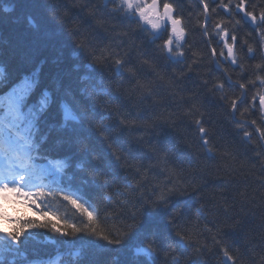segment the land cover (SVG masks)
<instances>
[{"label":"trees","instance_id":"trees-1","mask_svg":"<svg viewBox=\"0 0 264 264\" xmlns=\"http://www.w3.org/2000/svg\"><path fill=\"white\" fill-rule=\"evenodd\" d=\"M169 2L185 26L187 42L178 49L183 56L163 52L165 30L154 35L133 17L124 21L110 17L114 0H0V66L15 78L37 58L48 59L46 73L59 60L65 83L73 90L87 88L89 95L80 98L88 113L84 126L72 134L74 145L55 155L84 163L83 171H72L70 191L98 214L99 231L118 235L125 227L120 217L126 218L134 205L139 207L141 189L145 196L153 189L158 192L157 185L174 183L177 189L166 207L141 210L138 232L123 250L77 234L72 242L90 245L86 264H119L115 257L131 255L139 244L149 247L148 241L159 253L155 264H229L223 249L236 257V264H264V149L249 122L255 118L264 126V114L257 103L251 116L248 112L241 116L257 89L240 90L235 82L246 80H241L239 68L220 57L216 58L220 69L216 68L209 47V42L222 47L214 27L222 22L230 35L238 37L237 59L254 78L264 75V68L252 67L264 64L259 37L250 22L237 25L222 9L205 23L198 0ZM210 2L215 6L219 0ZM5 7L12 11L5 13ZM260 7L264 0L256 10ZM81 40L101 58L86 57L78 47ZM247 44L256 51L249 54ZM117 57L124 62L120 69L114 64ZM80 77L86 78L83 83ZM141 84L145 90L138 87ZM216 84L224 88H215ZM222 96L243 97L235 116ZM200 126L206 129L207 146L200 139ZM244 131L253 133L251 140ZM79 145L88 149L82 157L72 155ZM113 152L121 157L119 162ZM57 205L58 216L40 215L34 221L50 218L58 225L67 221L83 227L84 217L75 208ZM27 232L29 241L34 239L28 244L31 251L46 253L53 243L69 239L51 228ZM178 233L184 235L183 241Z\"/></svg>","mask_w":264,"mask_h":264},{"label":"snow or ice","instance_id":"snow-or-ice-1","mask_svg":"<svg viewBox=\"0 0 264 264\" xmlns=\"http://www.w3.org/2000/svg\"><path fill=\"white\" fill-rule=\"evenodd\" d=\"M198 3L202 8L205 23L211 15L218 14V9H222L228 15L229 20L235 19L237 25L250 22L255 35L259 37L258 50L264 56V27H261L264 25V7H260L259 11L256 10L259 7V0L256 4H253V0H227V2L219 0L215 6H212L210 0H198ZM3 11L8 13L12 9L5 7ZM109 16L121 21L132 16L138 17L139 21L148 25L154 33L158 32L163 25L164 30L168 32L167 39L162 45L163 52L168 55H184L178 49L187 42L185 26L182 19L175 14V8L169 0H150V2L148 0H114L113 7L109 10ZM200 27L203 28L205 36H210L205 25H200ZM214 27L219 35V40L223 42L219 49L209 42L214 61L220 57L225 61L230 60L233 66L239 68L241 80H246V83L239 80L235 82L240 90L257 89L247 100L244 111L240 112L241 116L244 115V112H248L251 116L256 110L257 103L259 112L264 114V75L255 74L254 78L249 77L245 66L237 59L238 37L234 34L230 35L222 22H217ZM78 47L86 57L101 58L96 57L95 49H90L84 40L80 41ZM254 51L256 49L251 44H247V52L252 54ZM48 64L49 61L46 57L37 58L26 73L15 78H12L6 66L0 67V159H7L9 154H15L13 167L8 169L7 174L0 171V192H10L23 197L30 207L36 208L41 217H48L47 211L42 210L43 206L39 199V197L46 196V193L42 187L33 191L30 186L33 177H39L41 182L45 178L53 181L62 177L73 179L69 170L83 171L85 168L82 160L79 163H74L67 155L58 157L55 154H62L74 145L71 139L72 134L84 126L88 115L80 98L89 95L86 87L73 90L65 83L63 68L59 60L54 61L46 73L45 67ZM114 64L117 69H120L124 62L117 57L114 59ZM252 67L260 70L264 68V64L255 63ZM189 70H191V65ZM45 79H47L46 84L44 83ZM85 79L80 77L79 82L83 83ZM229 81L231 82V77H229ZM138 87L142 90L146 89V86L142 84ZM215 88L223 89L224 85L216 84ZM221 99H228V108L233 116L240 111L242 96L236 98L222 96ZM249 122L254 132L258 134L260 143L264 144V126L258 124L255 118ZM120 123L125 124V121L121 120ZM195 123L199 126L202 122L196 120ZM199 132L201 133L200 139L207 146L209 141L204 139L206 129L200 126ZM252 135L251 131L243 133V136L249 140ZM101 137L106 139L104 136ZM108 146L111 148L110 144ZM75 149V152L72 153L74 156L82 157V154L88 151L86 146L81 148V145L76 146ZM208 151L211 152V148ZM113 156L117 162L121 160V157L115 152H113ZM172 175L173 173L169 170V176ZM104 183L107 184V180H104ZM156 188H159V191L153 189L148 196H145L141 189L137 201L139 207L134 205L133 210L126 218L120 217L123 219L125 227L118 235L99 231L96 226L98 214L89 211L78 199L64 195V200L84 217L83 227H77L67 221L58 225L53 223L50 218L43 223H37L34 220L17 221L19 227H15L11 231L0 228V234H2L0 238L8 242V247L3 251L15 252L16 249L11 246H18L27 230L49 228L61 237L69 238L67 242L70 244L77 234L85 233L104 241L115 250H123L138 232V216L141 210L144 207H166L170 197L177 191L174 183L173 187L157 185ZM197 211L199 212V210ZM169 223L172 221L170 220ZM178 236L181 241L185 239L184 235L178 233ZM148 244L149 247H144L143 244L137 246L134 254L130 255L125 252L123 259L119 256L114 259L118 260L119 264H155L159 253L153 241H148ZM223 252L225 261H228L229 264H236V257L229 254L227 249H223ZM59 261L60 257H57L56 261H26V264H58ZM84 262L85 258L82 253L68 251L64 255L62 264H84ZM0 264H4L3 259H0ZM13 264H15L14 261Z\"/></svg>","mask_w":264,"mask_h":264}]
</instances>
